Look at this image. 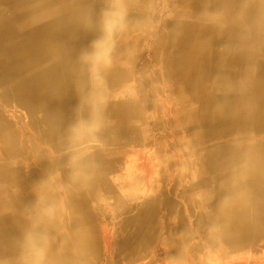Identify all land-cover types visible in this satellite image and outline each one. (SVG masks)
Here are the masks:
<instances>
[{
  "label": "bare ground",
  "instance_id": "1",
  "mask_svg": "<svg viewBox=\"0 0 264 264\" xmlns=\"http://www.w3.org/2000/svg\"><path fill=\"white\" fill-rule=\"evenodd\" d=\"M163 3L168 15L154 33L153 52L161 55L174 117L182 119L178 132L200 150L191 191L210 212L193 219L192 252L255 249L264 239V0ZM151 12L155 19L154 0H0V264H136L151 257L162 224L155 202L140 205L147 215L119 223L125 236L116 240V256L104 258L99 220L82 202L92 194L89 176L66 189L64 222L55 191L87 168L62 155L63 141L78 133L69 107L120 101L114 116L121 119L125 108L128 119L145 118L146 83L137 75ZM87 117L93 122L99 113ZM65 167L71 171L60 180L56 171ZM123 191L139 194L132 185ZM129 232L133 247L126 250ZM170 255L185 264L179 249Z\"/></svg>",
  "mask_w": 264,
  "mask_h": 264
},
{
  "label": "crops",
  "instance_id": "2",
  "mask_svg": "<svg viewBox=\"0 0 264 264\" xmlns=\"http://www.w3.org/2000/svg\"><path fill=\"white\" fill-rule=\"evenodd\" d=\"M87 79L90 80V77L88 76ZM88 89H90V85ZM125 90L128 91L129 87ZM120 103V101L107 100L101 102L89 101L87 103L85 102V105L77 104L78 107L75 105L68 108L69 112L75 111L78 120V133L71 139H65L63 141L62 155H72L74 158L76 157L75 160L82 162L83 167L86 166L87 168L75 171L74 180L76 183L66 184V182L62 183L61 181L56 187L64 191L66 197L65 203L68 204L66 189L71 186L81 187V181L89 176L88 181L90 187L93 189L92 194L82 202L86 205L85 209L89 210V215H94L98 220L100 218V220H106L105 224L102 226V232L108 239L105 243L107 255L108 253L116 251L115 244L118 237L125 236L124 231L119 227L121 225L119 223H122V221L128 217L130 219L135 218L136 215H147V211L140 205H143L145 201L149 200L155 202L156 211H154V214L158 216L162 224L156 244L158 247L155 246L154 251L159 249L161 252L166 253V256L157 264H174L170 254L174 250L177 251V249H179L181 253H185V256H183L186 259L185 264H188V257L189 264H192L194 195L191 191V187L194 182L193 174H195L196 177L199 176L197 158L200 154V150H195L190 147V139L188 140V137H186L185 142L181 141V146L184 145L185 148L178 149V146L173 149L167 148L168 144L166 142L163 143L161 140H158L160 138L151 135L148 128L149 123L147 121L146 112L142 122L125 117V108L122 109L124 118L122 117L119 119L117 116H114V111L121 105ZM122 106L127 107L128 105L125 104ZM77 109H79L78 112ZM91 112H93V114L99 113V117L93 122L89 121L87 117V114ZM82 121L84 123H82ZM108 121H110V123ZM132 128H134L135 132L130 133L129 130ZM143 130H147L148 134H143ZM122 131H124V133H122ZM93 138H95V140ZM71 143L74 144L70 145ZM178 167H181V169L185 167L186 171L179 174ZM130 168H132L135 178L132 182L129 177ZM60 170L56 171L60 180H62L64 175L66 176L68 171H71L69 167ZM134 171L137 172L136 175ZM181 181H186V184L182 185ZM130 185L137 187L139 189V194L129 195L123 191L124 189H130ZM181 187L185 190L184 194L179 190ZM147 188H150L151 191L147 190ZM86 213H80V215H87L88 213ZM66 214L67 213L64 215ZM180 224H183L182 227L179 226ZM127 234L130 236L132 233L129 232ZM185 241L186 243H184ZM129 245L130 240L126 250L130 249ZM260 260L264 262V252L262 253V257L256 256L252 259L249 258V260L245 258L244 263H238V260H236L235 262L224 261L221 264H255V262H260ZM136 264L143 263L138 261Z\"/></svg>",
  "mask_w": 264,
  "mask_h": 264
},
{
  "label": "rangeland",
  "instance_id": "3",
  "mask_svg": "<svg viewBox=\"0 0 264 264\" xmlns=\"http://www.w3.org/2000/svg\"><path fill=\"white\" fill-rule=\"evenodd\" d=\"M108 1V0H107ZM164 0H154L155 3V19L153 18V12H151L150 16V20L151 22H153L152 20H154L153 23H150L146 26V31L144 33V38L145 40H143V48L140 50L141 52V56L143 54L142 57H140L139 62H138V75H137V80H141L142 83H146L145 86V92L147 93V99L149 101L148 106L146 107V110H144L146 112V116H147V121L149 123V131L151 133L152 136L156 137V138H160L162 142H166L168 144L167 148L173 149L175 147L178 146V149L180 148H185L184 145L181 146V141L183 140L184 142L186 141V137H188L187 139L189 140L190 137L186 136L184 134H182V132H178V129L180 128V121L182 120L181 118H178L177 115L174 117V112H175V108L173 106V102L172 99H170V95L168 94V86L164 83L163 81V77L162 74L160 72V67L158 62L156 61L157 58H160V54L156 55L153 52V44L155 43L156 37L154 36V33L157 29H160V31L163 30V25H162V19H166L168 12L166 10V5L165 3H163ZM112 3V0H111ZM111 4H108V6H110ZM158 7V8H157ZM158 10V11H157ZM163 11V12H162ZM162 12V13H160ZM161 14V15H160ZM157 25V27L155 25ZM150 26V27H149ZM152 26V27H151ZM155 26V27H153ZM151 28V29H150ZM154 28V29H153ZM154 30V32H153ZM151 31L153 33H151ZM149 36V37H148ZM154 37V38H153ZM152 40V41H150ZM149 41V42H148ZM147 43V44H146ZM152 45V46H151ZM150 47V48H149ZM145 49V50H144ZM144 51V52H143ZM147 51V52H146ZM148 51H150L148 53ZM153 53V54H152ZM146 55V56H145ZM151 56V57H149ZM157 57V58H156ZM142 59V61H141ZM153 61V62H152ZM141 63V64H140ZM150 63V64H149ZM152 65V66H151ZM141 66V67H140ZM158 66V67H157ZM149 67V68H148ZM157 67V68H156ZM148 68V69H147ZM151 68V69H150ZM155 68V69H154ZM143 69L142 75H141V71ZM148 71V72H147ZM153 71V72H152ZM137 74V73H136ZM146 75V76H145ZM156 75V76H155ZM161 75V76H160ZM157 78H155V77ZM142 77V78H141ZM146 77V78H145ZM159 78V79H158ZM145 79V80H144ZM147 80V81H146ZM132 85H131V84ZM144 83V84H145ZM148 83V84H147ZM153 83V84H152ZM156 84V85H155ZM130 85V86H129ZM127 86L131 87V89H134L136 87V83L134 82V79H131L129 82H127ZM158 86V87H157ZM165 88V89H164ZM148 89V90H147ZM164 90V91H163ZM155 91V92H154ZM166 94L168 96H166ZM162 96V97H161ZM149 97V98H148ZM162 98V99H161ZM154 101H159V105L158 108L156 106V108L154 107ZM165 104V106H164ZM169 104V105H168ZM163 106V107H162ZM152 107V108H151ZM151 109V110H150ZM161 110L163 112H161ZM161 113V115H160ZM168 113V114H167ZM173 113V114H172ZM163 114V115H162ZM152 115V116H151ZM155 115V116H154ZM160 115V116H159ZM172 115V116H171ZM169 117V118H168ZM173 117V118H172ZM162 118V119H161ZM166 119V120H165ZM168 120V121H167ZM172 120V121H171ZM174 122V123H173ZM171 123V124H170ZM151 124V125H150ZM173 124V125H172ZM170 125V126H169ZM163 127V129H162ZM166 131V133H165ZM171 131V132H170ZM173 131V132H172ZM171 135H170V134ZM175 134V135H174ZM164 136V137H163ZM171 138V140H170ZM182 141V142H183ZM175 142V143H174ZM178 143V145L176 146V144ZM171 143V144H170ZM172 146V147H171ZM184 146V147H183ZM180 147V148H179ZM185 167H183V169H181V167H178V173H183L186 171V169H184ZM182 171V172H181ZM194 175V182H195V178L196 175ZM193 182V183H194ZM182 185L186 184V181H181ZM57 188V187H56ZM62 189H55L56 193H58V200L60 202L61 205V213L62 215L65 214V212L67 211L68 205L65 203V193ZM180 190V189H179ZM181 191L184 194V189H182L181 187ZM61 192V193H60ZM62 194V195H61ZM194 199V221L196 222H200V216L203 215L204 213V217H207V213H210L207 206L202 207V205L200 204V198L198 195H195L193 197ZM197 201V202H196ZM65 203V204H64ZM198 205V206H197ZM201 210V211H200ZM30 215V214H28ZM64 222L66 220V215L62 216V218L60 219ZM196 222V223H197ZM195 223V225H196ZM102 224V225H101ZM105 224V220H100L99 219V227H98V234H99V239H100V244L101 247L103 249L104 252V258H110L111 256H116V252L114 251L113 253H106L105 251V243L107 242V237H105V235L102 232V226ZM62 225V224H61ZM61 232L62 234H65V228L62 227L61 228ZM132 235L129 236V240H130V245L129 248H132V240H131ZM106 240V241H105ZM158 247V246H156ZM264 239L261 240L258 245L255 247V249L252 250H247L244 249L242 251H238L235 253H230V252H225L224 255H221L220 252H218V248L213 250V251H208L206 249H198L196 251L198 252H194L193 253V264H220V262L222 263L223 261H228V262H235L236 260H238V263H244L245 258H248V256H261L262 257V252L264 251ZM207 251V252H206ZM261 251V252H260ZM209 252V253H208ZM253 253V254H252ZM212 254V255H211ZM242 254V255H241ZM245 254V255H244ZM251 254V255H250ZM261 254V255H260ZM166 256V253L161 252L159 249L153 251V253L151 254L150 258H146V259H140L139 261H141V263L145 264H153V263H158L161 261V259H163ZM233 256V257H232ZM204 257V258H203ZM213 257V258H212ZM229 258V259H228ZM189 259V258H188ZM196 259V260H195ZM216 259V260H215ZM228 259V260H227ZM210 260V261H208ZM263 260V259H262ZM189 264V261H188ZM253 264V263H252ZM255 264H264V262H255Z\"/></svg>",
  "mask_w": 264,
  "mask_h": 264
}]
</instances>
